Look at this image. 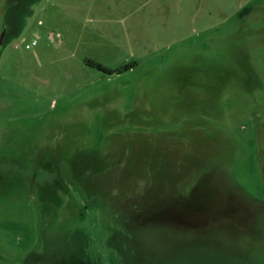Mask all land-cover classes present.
Returning <instances> with one entry per match:
<instances>
[{
  "label": "rangeland",
  "instance_id": "1",
  "mask_svg": "<svg viewBox=\"0 0 264 264\" xmlns=\"http://www.w3.org/2000/svg\"><path fill=\"white\" fill-rule=\"evenodd\" d=\"M3 29L0 264L254 259L264 0H20ZM37 149L62 180L43 165L27 183ZM187 206L250 218L186 228L156 216Z\"/></svg>",
  "mask_w": 264,
  "mask_h": 264
},
{
  "label": "flooded vegetation",
  "instance_id": "2",
  "mask_svg": "<svg viewBox=\"0 0 264 264\" xmlns=\"http://www.w3.org/2000/svg\"><path fill=\"white\" fill-rule=\"evenodd\" d=\"M19 3L20 0H0V23L2 25V28L4 27V29L8 28V24L12 21V19L14 18V16L16 15L18 8H19ZM3 29V30H4ZM4 36L2 37L3 40ZM1 42V39H0ZM90 64L96 66L99 70L106 72L103 69H100L99 64H95L94 62L89 61ZM102 65V64H101ZM104 66V65H102ZM110 68V67H108ZM112 72H107L110 74H113L115 72H119L121 73L122 71H120L121 69H112ZM131 69V68H130ZM126 70V69H125ZM45 154V151H42L41 149H37L35 151H31L30 152V156H29V164L31 163L32 167V174H30V177L28 179H26L27 183H32L31 185H33L36 181V179L38 178V168L41 166H46L49 168L50 174H52L53 176V180L56 182H59L60 180H62L63 178L61 176H58L57 178L55 177L56 172L54 171L53 166L51 165V161L50 159L44 160L42 155ZM106 162H110V160H107ZM65 183H67V181H72L75 180V178H64ZM47 187H44V194H46L47 196H50L51 193H53L55 191L54 187L51 188V190L47 191V188L50 187L51 185L49 184V182L46 183ZM264 231H262L263 233ZM262 243L257 247V250L255 251V257L254 259H245L244 262L245 264H264V233H263V240L261 241ZM250 262V263H248ZM24 264V263H23ZM129 264H135V263H129Z\"/></svg>",
  "mask_w": 264,
  "mask_h": 264
},
{
  "label": "water",
  "instance_id": "3",
  "mask_svg": "<svg viewBox=\"0 0 264 264\" xmlns=\"http://www.w3.org/2000/svg\"><path fill=\"white\" fill-rule=\"evenodd\" d=\"M141 182H143V181H141ZM200 183H201V181L197 180V182H195L192 185L191 189L193 191L198 190ZM160 215H162V217L165 221L170 222V223H175V224L181 225V226L186 227V228L203 227V226H205L207 224L209 225V223H213V222L218 223L222 220V218L230 217V216H233V220L236 218H242L243 220L245 218H247V219L250 218V216L248 215L247 212L244 213V216H242L239 214H235L230 209L221 210L218 208H212L207 212V211H200L199 208L195 211V210L188 208V206L185 208L177 209V210L167 208V210H165L162 214H157L156 216H160ZM255 217H257L256 214H255ZM244 259H246V258H244ZM248 263H250V262H248ZM240 264H245V262L242 261V262H240Z\"/></svg>",
  "mask_w": 264,
  "mask_h": 264
},
{
  "label": "trees",
  "instance_id": "4",
  "mask_svg": "<svg viewBox=\"0 0 264 264\" xmlns=\"http://www.w3.org/2000/svg\"><path fill=\"white\" fill-rule=\"evenodd\" d=\"M99 67H100V69H103V70H105L106 72H112V70H111L110 68H108V67H106V66H102L101 64H99ZM131 67H132V66L127 65V66H126V70L130 69Z\"/></svg>",
  "mask_w": 264,
  "mask_h": 264
}]
</instances>
